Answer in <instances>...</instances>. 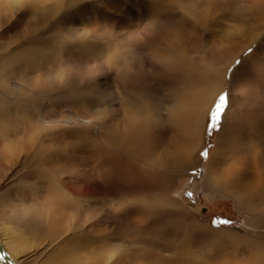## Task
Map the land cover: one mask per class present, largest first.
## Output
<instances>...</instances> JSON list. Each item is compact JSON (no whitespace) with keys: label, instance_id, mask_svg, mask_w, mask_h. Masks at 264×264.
Listing matches in <instances>:
<instances>
[{"label":"rangeland","instance_id":"1","mask_svg":"<svg viewBox=\"0 0 264 264\" xmlns=\"http://www.w3.org/2000/svg\"><path fill=\"white\" fill-rule=\"evenodd\" d=\"M17 5L19 13L4 24L0 9V66H10L7 84L0 86V193L7 196L0 203V226L18 236L21 264H264L253 257L264 252V203L248 208L257 224L251 226L233 198L204 186L225 112L215 129L210 114L221 93L230 100L233 88H244L249 49L261 75L252 79L257 83L246 114L264 116V47L259 42L220 53L224 37L258 21L246 0ZM184 42L219 71L223 90L211 102L195 163L158 165L154 178L143 170L138 146L129 142L141 122L123 116L116 89L128 86L144 102L168 98L164 78L175 72L150 64L166 43L179 51ZM15 80L32 87L33 95L15 90ZM234 97L240 106L239 94ZM19 99L29 105L18 106ZM152 118L156 130L161 123ZM29 138L32 151L24 152ZM62 181L65 189L58 188ZM155 201L169 204L157 209ZM168 210L178 213L176 225L156 221Z\"/></svg>","mask_w":264,"mask_h":264},{"label":"bare ground","instance_id":"2","mask_svg":"<svg viewBox=\"0 0 264 264\" xmlns=\"http://www.w3.org/2000/svg\"><path fill=\"white\" fill-rule=\"evenodd\" d=\"M17 1L20 0H0V9L2 8V11H5V15L1 17L3 19L1 24L11 20L12 17L19 13L18 11L21 8L17 5ZM21 1L25 3L31 2V0ZM39 1L42 2L43 0ZM246 4L252 13L258 15V21L254 20L255 23L248 30L238 29L237 32L230 33L224 37L225 43L222 44L220 53L230 54L237 48H242V50L246 47L252 48L254 43L258 44L259 42V45L264 47V0H246ZM54 5L58 7V4ZM173 43L176 42H172V45ZM170 44L166 43L164 45L165 50L162 49L163 55H159L153 61L150 58L152 64H150L151 66L149 65L153 69L162 72L167 70L175 72L172 78H164L166 82L163 83L168 85H165L163 92L170 94L168 98L163 94L154 103L151 102L150 98L144 102L139 97L140 94H135L133 91L129 92L128 86H117L116 89V94L119 93V96H122L123 116H128V121H133L132 124L135 121L141 122L140 126L138 125L137 131L134 132L132 130L133 134L130 131L132 135L129 133V142L133 146H138L142 157L141 162L144 165L143 170L154 178L158 177L156 171H154V169L158 168V165L165 167V169H172L178 163H195L194 155L201 144L202 131L210 113L211 102L223 90L224 82V79L219 80V71L215 68H210L211 65L206 64V57H196V55H193L189 50L190 46L185 42L181 44L179 51L178 49H174ZM262 55L264 57V54ZM256 62L258 60L255 59L253 51L246 53L244 63L247 65L244 67H247L246 70H249V74L248 76L245 75V79L247 80L244 79V88H241V85L237 93L236 89L233 88L230 94V107L224 113V127L219 134L214 156L207 167L206 183L204 184L205 187H213L214 192L233 198L238 209L247 216V224L251 226H256L257 224L254 218L255 215H252L250 210L248 211V208H255L256 205L264 203V116L255 114L248 116L246 114V110L252 105V100L249 101L250 95L253 97V92L249 93L250 88L254 89L257 83L253 80L261 75L257 73L260 71V68L259 62ZM240 64V67H242V63ZM7 69L9 70L10 66L2 68L0 66V86L7 84L8 74L10 73ZM238 69L239 66L235 70L237 71ZM206 70L211 73L210 76L209 74L207 75L209 79L211 78L209 81L206 80ZM128 71L126 70L127 79L131 75V72ZM66 78L67 76L63 75L60 80ZM14 83L15 90L19 92L23 90L24 92L21 91V93H26L28 97L33 95L32 87L26 88L24 82L17 80ZM238 94L240 106L235 105L236 103L234 104V96ZM25 99L30 101L29 98ZM21 100L23 99L17 101L18 106L23 103L24 107L29 105L27 102L26 106V100L24 102ZM152 117H156L161 123L157 122L160 126L156 130H154V126L156 127V125ZM76 120L77 118H69V123H74ZM30 141L31 139L29 138L27 142L24 141L22 143L23 145L26 144V146L22 145L21 147L24 152L32 151V147L27 144L28 142L32 144ZM58 188L65 189L63 181ZM6 197L5 193H0V203ZM162 204L167 205L169 202L155 201V203L152 202V207L158 209ZM145 206H148L147 203ZM175 212H169L168 210L167 213H161L160 211V214L157 213L160 215V219H156V221L159 220L164 224L167 222L171 225H176L180 221H178V213L176 212V214ZM181 222L184 223L183 220ZM2 226H6L7 228L3 229ZM2 226H0V248H3L4 253L9 255L15 264H21L22 261L20 260L22 259L18 258L22 248L18 241L19 238L16 234H13L14 232H9L10 226L8 227L5 224H2ZM4 236L10 237L5 239ZM253 257L255 259L259 258L258 260L262 261L264 259V252L258 250L254 252ZM0 264L11 263L3 260L0 253Z\"/></svg>","mask_w":264,"mask_h":264},{"label":"snow or ice","instance_id":"3","mask_svg":"<svg viewBox=\"0 0 264 264\" xmlns=\"http://www.w3.org/2000/svg\"><path fill=\"white\" fill-rule=\"evenodd\" d=\"M249 52H251V49H249ZM239 63L240 62L237 61V64ZM228 103H229V94L221 93L218 97L217 103L214 106V110L210 114V125H209L210 128L212 129L217 128L218 124L220 123L221 116L225 112ZM201 155L206 157L208 155L207 150L201 153ZM188 195L191 196L192 193H188Z\"/></svg>","mask_w":264,"mask_h":264},{"label":"water","instance_id":"4","mask_svg":"<svg viewBox=\"0 0 264 264\" xmlns=\"http://www.w3.org/2000/svg\"><path fill=\"white\" fill-rule=\"evenodd\" d=\"M0 253H1V256H2L3 260H6V261L10 262L11 264H15L14 261L12 260V258H10L9 255L4 253L3 248H0Z\"/></svg>","mask_w":264,"mask_h":264}]
</instances>
